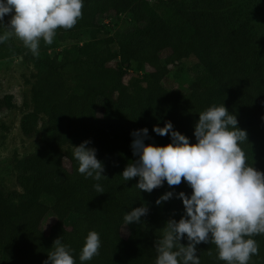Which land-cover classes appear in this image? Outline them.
<instances>
[{"label":"trees","instance_id":"trees-1","mask_svg":"<svg viewBox=\"0 0 264 264\" xmlns=\"http://www.w3.org/2000/svg\"><path fill=\"white\" fill-rule=\"evenodd\" d=\"M229 0H84L82 18L70 30H100L102 19L125 14L126 24L118 26L104 40L105 49L94 43L77 46L62 57L37 58L45 71L31 85L33 108L20 119V129L32 136L37 132L41 147L26 158L28 175L20 179L26 199L9 203L0 190V246L9 264H43L50 249L44 224L55 218L62 243L70 246L76 264H155L156 240L169 219L185 214L175 193L191 195L186 182L169 187L165 181L151 193L136 187L138 177L124 181V168L137 159L131 143L134 130L147 128L145 143L166 145L171 136H160L154 125L171 121L173 128L196 143L194 126L199 112L222 103L236 115L237 127L247 132L241 147L248 164L264 172V51L256 47L257 35L251 25L236 23L230 16ZM117 51L108 48L109 43ZM185 46L196 56L206 72L207 85L201 91L165 88L161 81L166 68L161 52ZM107 46V47H106ZM153 68L145 79L147 92L134 98L122 92L123 77L130 67ZM5 106H10L6 96ZM96 149L104 165L100 181L78 172L79 162L65 145ZM66 158V163H65ZM99 183L104 193H97ZM174 195L157 205L166 192ZM146 206L148 213L140 223L125 225L124 216L132 209ZM129 234H122V227ZM100 235L98 256L79 259L89 231ZM264 249V235L253 237ZM181 243L187 245L185 236ZM200 264H225L216 258L215 246H197ZM212 251V256L208 251ZM249 264H264V257Z\"/></svg>","mask_w":264,"mask_h":264},{"label":"clouds","instance_id":"clouds-1","mask_svg":"<svg viewBox=\"0 0 264 264\" xmlns=\"http://www.w3.org/2000/svg\"><path fill=\"white\" fill-rule=\"evenodd\" d=\"M84 0H0V22L11 14L0 43L15 37L39 57L40 43L51 45L57 30H70L82 18ZM236 115L222 105L210 106L199 112L194 126L196 143L173 128L171 121L163 127L153 126L160 136H171L172 142L156 145L144 141L148 129L134 130L131 143L133 155L138 157L122 172L124 181L139 178V190L151 193L166 181L169 187L186 182L191 195L175 193L182 200L185 214L179 219H169L156 240L155 264H200L197 245L211 243L216 258L225 264H249L259 255V245L253 237L264 235V172L247 162L241 145L247 142L246 130L237 127ZM86 140L73 150L79 162L78 172L85 178L100 181L103 163L96 157V149L86 147ZM97 193L105 189L94 185ZM174 195L169 191L155 203L160 205ZM148 208L140 206L124 216L125 225L140 223ZM187 238V245L181 240ZM43 264H76L70 246L58 237ZM100 235L89 231L79 259L90 261L99 255ZM212 256V251H208Z\"/></svg>","mask_w":264,"mask_h":264},{"label":"rangeland","instance_id":"rangeland-1","mask_svg":"<svg viewBox=\"0 0 264 264\" xmlns=\"http://www.w3.org/2000/svg\"><path fill=\"white\" fill-rule=\"evenodd\" d=\"M155 3L158 0H148ZM187 3L188 0H181ZM230 16L236 23H246L255 30L257 39L255 45L264 51V0H229ZM11 19L4 17L0 22V35L6 31V25ZM126 15H114L103 18L105 24L100 30L79 28L61 35L56 34L51 45L40 43V55L35 57L23 43L15 37L0 43V190L9 203H17L26 199L27 194L20 184V179L28 175L26 158L35 154L41 147L39 133L45 116L41 115L37 123V132L32 136L25 135L20 129L22 115L33 108L31 85L36 77L45 71L44 65L37 58L62 57L64 52H73L81 44L94 43L98 50L105 49L104 40L112 36L118 26L126 24ZM111 51H117L115 43H109ZM106 46V47H107ZM160 61L166 68L161 81L165 88H178L183 91H201L207 85L206 72L196 56L188 54V49L180 44L165 50L160 54ZM153 68L135 65L126 70L123 77L122 92L134 98L144 97L146 77ZM10 96V106H5L6 96ZM74 147L65 145L62 152L73 154ZM66 163V158H65ZM46 243L53 249V242L60 238L55 226V218L49 217L43 226ZM122 234L127 236L129 228L122 227ZM259 245V255L253 256V261L264 257V249ZM0 264H9L4 249L0 246Z\"/></svg>","mask_w":264,"mask_h":264},{"label":"water","instance_id":"water-1","mask_svg":"<svg viewBox=\"0 0 264 264\" xmlns=\"http://www.w3.org/2000/svg\"><path fill=\"white\" fill-rule=\"evenodd\" d=\"M7 18H10V14H7Z\"/></svg>","mask_w":264,"mask_h":264}]
</instances>
